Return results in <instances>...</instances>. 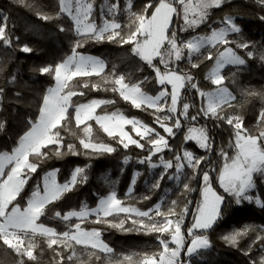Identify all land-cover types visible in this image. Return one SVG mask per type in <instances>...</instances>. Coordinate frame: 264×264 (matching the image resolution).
<instances>
[{
	"label": "trees",
	"instance_id": "16d2710c",
	"mask_svg": "<svg viewBox=\"0 0 264 264\" xmlns=\"http://www.w3.org/2000/svg\"><path fill=\"white\" fill-rule=\"evenodd\" d=\"M111 3L114 0H109ZM105 0H95V9L92 19L98 26H102L105 20V13L101 15V7ZM128 0H119L120 11L113 18L122 26L121 35L126 36L129 23V13L126 11ZM157 0H132V11L140 13L145 4ZM153 9L149 10V13ZM47 16L49 19H42ZM233 17L234 22L241 29L240 33L229 34L230 45H217L215 48H204L200 53L187 58L186 50L184 57L175 62L171 67L177 71L188 73L193 78L200 91L205 92L215 85L211 83L208 70L212 65L217 52L224 46L231 47L239 56L245 60L242 66H226L222 70L224 85L234 95V100L224 105L220 114L239 116L243 126L252 134H258V124L261 111H264V5L258 0H225L219 8L209 10L207 19L199 27L181 31L184 21L180 16H175L169 34L177 32L179 41L190 39L194 36L206 35L212 29L223 24L225 17ZM0 17H7L6 35L10 43L0 40V152H9L18 145L19 139L30 128V122H34L39 116V108L42 98L47 89L54 84L52 74H42L40 69L46 66H54L63 61L71 54L76 41L80 39L74 30L72 20L60 13L59 0H0ZM63 28L64 31L60 29ZM238 43H247L248 48H238ZM24 46L32 49L31 52L22 51ZM133 45L110 42L107 39L96 42L94 39L84 42L83 47L77 52L90 54L102 59L105 63V70L100 76L75 77L70 81L76 91L83 95H76L72 98L73 105L84 103L92 99H103L112 101L101 105L99 112L121 111L126 115L135 116L143 120L145 124L153 127L156 132L163 135L169 143V148L164 149L152 157L153 163L159 164L160 158L164 161H173L177 155H183L185 150L193 153L195 157H203L199 168H183L179 179H170L176 175L175 168L165 170L162 166L152 168L147 163L139 161L149 155L151 147L146 140L139 138L145 144L144 149L129 145L125 149L119 143V138L109 137L98 124L93 121L87 122L92 125L93 142L105 143L116 150L113 153H92L84 150L79 143L83 133L77 128L75 121L65 124L61 128L63 147L60 149L62 156L56 157L53 154L55 145H49L43 151L49 153V157L39 162L40 166L35 174L31 175L25 185L21 196L14 203H20L23 207L26 204L31 192L37 184H40L43 175L52 169H58L57 180L64 183L70 179L75 168H85L87 180L79 183L71 191L65 193L62 198L45 209V215L40 218V223L54 228L58 233L69 230L73 220L64 222L56 216L71 210H79L83 205L92 208L99 198L105 194L115 191L118 198L124 204L134 205L140 210L148 211L161 202L162 210L166 211L172 201H176L175 210L182 213L187 207V213L183 215L181 225L185 236V248L191 242L192 236L188 235V229L194 222L197 207L202 200L203 172H208L213 188L224 197L221 205L220 217L213 227L202 233L208 237L210 247L195 255L191 264H260L264 258V207H260L255 198L264 203V177L256 174L254 176L255 188L251 191L252 200H241L236 198L220 187L218 176L223 167L224 158L220 155L221 150L231 157L235 154V135L232 126L225 121L207 118L200 112L203 106V98L196 89L190 86L181 91L179 107L175 114L168 113L170 99L165 105V114L173 116V120L179 117L181 127L174 128L175 135L169 136L163 128L156 123V116L153 109H136L129 101H125L118 92L111 90L110 84L104 83V78H111L113 75L125 76V82L135 84L143 82L142 90L155 94L161 88L156 82L155 72L139 57L135 56L131 49ZM211 52L212 59H206ZM248 52L252 55L249 56ZM159 63V59L154 64ZM198 67H192V64ZM87 84L88 87H84ZM98 85L93 88L92 85ZM67 91V90H66ZM190 105L187 117L180 115L183 111L182 105ZM164 104V102L162 103ZM70 113L74 114L72 108ZM195 116L196 119L192 120ZM173 120L168 121L171 125ZM192 126L207 129L211 141V149L200 148L194 140H185L188 129ZM72 144L79 153L73 155L68 151V145ZM128 162L125 163V159ZM163 175L159 182V188H153V184ZM132 181H135L134 187ZM184 184L189 185L188 191L184 190ZM130 187L131 195H128ZM148 197V199H145ZM153 218L159 221L161 218ZM176 218V217H172ZM108 220L118 223L125 219L123 229L114 228L109 224L93 223L95 217H90L82 224L85 229H99L103 240L113 250L111 254L99 252L91 248L84 249L76 245L77 257L69 261L71 249L57 248L49 249L44 237L37 236V247L34 249L35 261H29L26 256L17 254L13 249L8 248L0 241V264H59L60 256H63L62 264H126L123 261L125 256L132 257L133 264H139L144 255L159 253L162 247L159 238L169 239V234L147 232L139 224H133L132 220L143 219L150 223L147 217L140 218L131 216L125 218V214L108 217ZM247 234L238 238L235 245L229 244L224 237L235 232ZM200 234V233H198ZM60 253V256L57 255ZM247 253V254H246ZM180 259L188 264L189 257L182 250Z\"/></svg>",
	"mask_w": 264,
	"mask_h": 264
},
{
	"label": "snow or ice",
	"instance_id": "6c2138e0",
	"mask_svg": "<svg viewBox=\"0 0 264 264\" xmlns=\"http://www.w3.org/2000/svg\"><path fill=\"white\" fill-rule=\"evenodd\" d=\"M225 0H158V3L149 2L145 4L140 13L132 11V0H128L126 11L129 13V23L126 26L128 32L126 36L121 35L122 26L113 18H105L102 26H98L92 19L95 9V0H59L60 13L66 14L73 22L76 35L80 38L73 46L72 52L62 62L53 66H46L40 69L42 74H52L55 80V86L47 89L42 98V104L39 108V116L34 122H30V128L20 137L18 145L11 152H0V241L8 248L13 249L17 254L26 256L29 261H35L34 249L37 247L36 237H44L49 249L53 246L57 248L71 249V255L67 257L69 261L76 256L75 246H82L84 249L99 250V252L111 254L113 250L101 239V231L98 229L86 230L82 224L90 217H95L93 223L109 224L114 228L123 229L125 219H120L118 223L108 220V217L125 214V218L136 216L140 218L147 217L150 223H145L143 219L132 220L133 224H139L147 232L169 234L170 241L159 238L162 250L152 255H144L139 264H183L180 257L182 250L189 257L188 264L195 255H199L210 247L208 237L202 233L211 229L220 217L221 205L224 197L219 195L211 186V180L208 172H203L202 200L197 207L194 216V223L188 229V235L192 236L190 244L185 248V236L182 233L183 215L187 213V207L182 213L175 210L176 201L171 202V206L162 210L160 204L154 209L141 211L132 206H125L123 201L118 198L115 191L99 199L95 208H89L83 205L79 210H71L61 215L57 212L56 216L64 222L77 221L69 226V230L58 233L54 228L39 223L40 218L45 215V209L52 203L60 200L62 196L71 191L79 183L86 182L87 175L85 168L77 167L72 172L70 179L64 183L57 180L58 169L47 172L40 184H37L26 201L25 206L20 203H14L21 196L25 185L35 174L40 166L39 162L49 157V153L43 151L49 145L57 146L53 154L56 157L63 155L60 150L63 147V137L61 128L72 120L75 121L77 128L81 129L83 135L79 143L84 150H90L92 153H113L116 149L105 143L93 142V129L88 121L95 120L96 124L109 137H119V143L127 149L129 145H135L137 148L144 149L145 144L134 139L129 132L124 130V126L131 125V129L142 140H146L151 146L149 155L140 160L141 164L147 163L150 167L156 168L162 166L165 170L175 168L176 175L170 179L178 180L179 174L185 165L195 172L203 161V157H195L192 152L185 150L183 155L175 157L173 161H164L160 158V163H153L152 157L169 148L168 140L160 135L154 128H151L141 121L129 119L122 113H111L97 115L96 110L101 105L112 103V101L92 100L86 104L73 105L72 98L76 95H83L70 86V81L75 77L100 76L105 70L104 61L99 58L82 55L77 49L83 47L87 40L94 39L96 42L107 39L110 42H119L121 44L133 45L132 53L139 57L156 74V82L162 86L161 91L155 96H151L142 91V81L135 84L125 82V76L113 75L111 78H104L105 84H110L113 92H118L125 100L130 101L136 109H154L155 113L165 112V105L170 97V106L167 107L168 113L175 114L180 100L181 90L190 86L196 89L199 95L204 99L205 104L200 112L207 118H213L219 121H225L234 129L235 141L231 145L235 149V154L231 157L228 153L221 150L220 155L224 158V164L219 172L218 181L224 192L234 196L236 202L241 200L251 201L252 197L248 195L249 191L255 188L254 176L259 174L264 177V111H261L258 124L260 129L258 134L250 133L244 126L239 116L225 117L220 114L224 105L230 104L234 99L224 84L222 69L226 66H242L245 60L242 59L231 47H225L216 57V63L212 69L209 79L216 89L211 92H202L193 78L188 73H180L171 67L175 62L184 57L185 50L188 55L198 54L206 47L215 48L217 45H230L232 41L228 39L231 33H240L241 29L230 16L225 17L223 27L212 29L208 36H194L187 41H179L178 34L172 31L169 34L173 16H181L184 25L181 31L195 29L207 19L209 10L219 8ZM264 5V0H258ZM153 9L150 14L149 10ZM104 7H101V15L104 14ZM120 11L119 0L107 5V12L113 17ZM42 19H49L47 16H41ZM264 20V17H261ZM7 17H0V40L10 43L6 35ZM64 31L63 28L60 29ZM238 48H248L247 43H238ZM22 51L31 52L32 49L24 46ZM249 56L252 53H248ZM163 65L165 71L161 72L160 67L153 63L155 59ZM209 52L206 59H212ZM193 63L192 67H198ZM167 85H171V91H168ZM84 87H88L87 84ZM97 88L98 85H92ZM67 90V91H66ZM0 89V93H2ZM164 101V104L161 102ZM190 105L184 103L183 111L180 115L187 117ZM74 109V114L69 109ZM196 117L193 116L192 120ZM173 120V116L164 114L156 116V123L163 128L169 136H174V128L179 129L181 122L176 117L174 123L169 126L168 121ZM0 128L3 125L0 124ZM185 140H194L196 144L205 150L211 149V141L207 129L203 127L192 126L188 129ZM68 151L73 155L79 153L74 145H68ZM128 159H125V163ZM163 175L153 184V188H159V182ZM135 181H132L134 187ZM184 190L188 191L189 185L184 184ZM130 187L128 195H131ZM148 199V197H145ZM256 203L264 207V203L259 200ZM160 217L159 221L153 218ZM172 217H176L173 219ZM200 233V234H198ZM244 232H235L225 236L224 239L232 245L237 243L239 237L246 235ZM264 240V237H258ZM174 244L175 247L169 245ZM247 254V253H246ZM60 256V253L57 252ZM123 261L126 264H133L132 257L125 256ZM63 256H60L59 264H62ZM23 264V261H21ZM260 264H264V258Z\"/></svg>",
	"mask_w": 264,
	"mask_h": 264
},
{
	"label": "rangeland",
	"instance_id": "374dc122",
	"mask_svg": "<svg viewBox=\"0 0 264 264\" xmlns=\"http://www.w3.org/2000/svg\"><path fill=\"white\" fill-rule=\"evenodd\" d=\"M156 3H158V0H157V2ZM109 4H111V2L109 1V0H105V2H104V5H103V7H104V9H105V11H104V13H105V17L107 18V19H109V20H111V19H113V16L111 15V14H109L108 12H107V5H109ZM174 17H175V15L173 16V18H172V23H173V20H174ZM180 18L183 20V18H182V15L180 16ZM233 18V17H232ZM172 23H171V26H172ZM170 26V27H171ZM224 25L222 24L220 27H223ZM220 27H218V28H216V29H219ZM212 31V30H211ZM211 33V32H210ZM210 33L209 34H206V35H201V36H208V35H210ZM192 38V37H191ZM188 39H185V40H182V41H187ZM225 47H229V46H224L223 48H221L218 52H217V54H216V57L218 56V54H219V52H221V51H223L224 50V48ZM206 48H209V47H206ZM78 53H80V52H78ZM248 53H251V52H248ZM80 54H82V55H86V56H92V57H96V56H93V55H90V54H85V53H80ZM186 55H187V58H190L191 56H193V55H191V56H189L188 55V53H187V51H186ZM216 57H215V59H214V61H213V63H212V65L210 66V68H209V70H208V76L210 75V73H211V71H212V69L214 68V66H215V63H216ZM241 57V56H240ZM67 58V57H66ZM65 58V59H66ZM96 58H98V57H96ZM242 58V57H241ZM100 59V58H99ZM158 59V58H157ZM243 59V58H242ZM100 60H102V59H100ZM156 60V59H155ZM154 60V61H155ZM103 61V60H102ZM154 61H153V63H154ZM62 62V61H61ZM156 64V63H155ZM158 67H160V65H158V64H156ZM160 69H161V72H163V71H165V69H163V68H161L160 67ZM223 70V69H222ZM178 72H180V73H184V72H181V71H178ZM222 73V72H221ZM155 76H156V74H155ZM127 83V82H126ZM55 86V80H54V84L51 86V87H54ZM223 86H225L224 84H223ZM216 85L213 87V88H211V89H209V90H207V91H205V92H211V91H214L215 89H216ZM50 88V87H49ZM167 88H168V91L170 92L171 91V85H167ZM161 89H162V86H161V88L159 89V91H161ZM229 90V89H228ZM143 92H145L146 94H148V95H151V96H155V95H157L158 93H159V91L157 92V93H155V94H151V93H148V92H146V91H144V90H142ZM182 91V90H181ZM230 92V91H229ZM181 95V94H180ZM233 97H234V95H232ZM169 99H170V97H169ZM92 100H103V99H92ZM92 100H89V101H86V102H84V103H80V104H86V103H89V102H91ZM234 100V99H233ZM233 100H231V101H233ZM180 101V100H179ZM230 101V102H231ZM130 102V101H129ZM164 101H162L161 103H163ZM131 103V102H130ZM204 104H205V101H204V99H203V106H204ZM76 105H79V104H76ZM75 106V105H74ZM169 106H170V102H169ZM178 107H179V103H178V105H177V109H178ZM73 109V108H72ZM99 109V108H98ZM98 109L96 110V114L97 115H104V114H111V113H115V112H118V113H122L124 116H126V117H128L129 119H136V120H138V121H141L143 124H145L144 122H143V120L142 119H140V118H138V117H135V116H129V115H126V114H124L123 112H121V111H112V112H99L98 111ZM74 110V109H73ZM154 110V109H153ZM155 111V110H154ZM165 114V112H163V113H159V115H164ZM169 115V114H168ZM91 121H93L94 123H96L95 122V120H91ZM89 122V121H88ZM172 122H174V120L172 121ZM168 123V122H167ZM145 125H147V126H149V127H151L150 125H148V124H145ZM168 125L169 126H171V123L169 124L168 123ZM151 128H153V127H151ZM124 130L125 131H127V132H129V134L134 138V139H137V140H139V136H137L136 134H135V132H133L132 131V129H131V125H126V126H124ZM163 136V135H162ZM119 138V137H118ZM11 151H9V153H10ZM42 182V181H41ZM212 186V185H211ZM213 187V186H212ZM202 189H203V187H202ZM214 189V188H213ZM215 190V189H214ZM253 190V189H252ZM252 190H250L249 191V193H248V195H250L251 197H252V195H251V191ZM216 191V190H215ZM112 192V191H111ZM217 192V191H216ZM110 193V192H109ZM109 193H107V194H105L104 196H107ZM218 193V192H217ZM219 194V193H218ZM220 195V194H219ZM104 196H102V197H104ZM30 197V196H29ZM101 197V198H102ZM100 199V198H99ZM255 200L257 201V200H259L258 198H255ZM99 201V200H98ZM98 201H97V203H96V205L94 206V207H92V208H95L96 206H97V204H98ZM157 204H161V202H159V203H157ZM156 204V205H157ZM26 205V204H25ZM24 205V206H25ZM125 206H132V207H135V208H137L136 206H134V205H130V204H124ZM156 205L153 207V208H155L156 207ZM139 209V208H138ZM141 211H143V210H141ZM173 219H175V218H173ZM39 222V221H38ZM40 223V222H39ZM194 223V222H193ZM86 230H92V229H86ZM99 230V229H98ZM183 233V232H182ZM184 234V233H183ZM193 238V237H192ZM191 238V239H192ZM101 239L103 240V238H102V236H101ZM170 239H171V237L169 238V239H167L168 241H170ZM103 242L105 243V244H107L104 240H103ZM108 245V244H107ZM109 246V245H108ZM170 247H175V245L174 244H171L170 243V245H169ZM99 251V250H98ZM71 252H72V250H71ZM71 252H70V254L69 255H71ZM78 255H77V253H76V256L74 257V258H76ZM182 261V260H181ZM183 262V264H185L184 263V261H182Z\"/></svg>",
	"mask_w": 264,
	"mask_h": 264
},
{
	"label": "crops",
	"instance_id": "0c3cea01",
	"mask_svg": "<svg viewBox=\"0 0 264 264\" xmlns=\"http://www.w3.org/2000/svg\"><path fill=\"white\" fill-rule=\"evenodd\" d=\"M52 170H54V169H52ZM49 171H51V170H49ZM49 171H47V172H49ZM47 172H46V173H47ZM46 173H45V174H46ZM45 174H44V175H45ZM44 175H43V176H44ZM66 213H67V212H66Z\"/></svg>",
	"mask_w": 264,
	"mask_h": 264
}]
</instances>
